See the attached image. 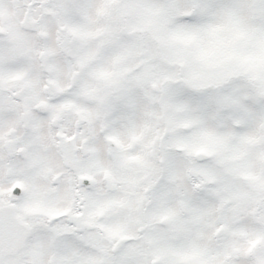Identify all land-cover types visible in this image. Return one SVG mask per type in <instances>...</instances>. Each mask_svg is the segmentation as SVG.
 Returning <instances> with one entry per match:
<instances>
[{"label": "snow or ice", "instance_id": "6c2138e0", "mask_svg": "<svg viewBox=\"0 0 264 264\" xmlns=\"http://www.w3.org/2000/svg\"><path fill=\"white\" fill-rule=\"evenodd\" d=\"M0 264H264V0H0Z\"/></svg>", "mask_w": 264, "mask_h": 264}]
</instances>
